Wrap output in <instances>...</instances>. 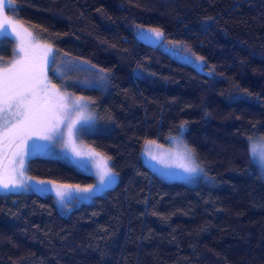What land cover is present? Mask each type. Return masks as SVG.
Listing matches in <instances>:
<instances>
[{
  "label": "trees",
  "instance_id": "obj_1",
  "mask_svg": "<svg viewBox=\"0 0 264 264\" xmlns=\"http://www.w3.org/2000/svg\"><path fill=\"white\" fill-rule=\"evenodd\" d=\"M12 5L5 14L56 52L107 72L64 89L91 102L99 127L79 138L109 159L116 181L65 210L50 193L1 192L0 264H264V173L250 152L264 140V0ZM149 29L163 33L158 43L138 37ZM176 46L203 68L178 59ZM14 49L3 38L0 59ZM180 135L206 178L168 180L141 160L146 141ZM26 169L62 184L96 181L63 157L34 155Z\"/></svg>",
  "mask_w": 264,
  "mask_h": 264
},
{
  "label": "snow or ice",
  "instance_id": "obj_2",
  "mask_svg": "<svg viewBox=\"0 0 264 264\" xmlns=\"http://www.w3.org/2000/svg\"><path fill=\"white\" fill-rule=\"evenodd\" d=\"M8 9L15 13L18 11L12 0H0V37L7 39L15 33L18 39L16 59L11 63L0 62V144L5 148L3 154L4 163L0 165V190H34L38 192L50 191L43 187H33L26 183L31 177L25 174V157L30 150L40 145L37 140L63 142L64 133L60 131L64 124L69 105L77 109V115L82 118L84 104L82 98H71L61 92L48 77V68L54 75H60L56 66L57 56L51 45L43 44L26 27L19 23V19H11L5 14ZM157 38L163 33L156 29H149ZM140 39H147L143 31L138 32ZM62 79V76H61ZM90 119V118H89ZM68 131V144L73 154L82 160L87 158L93 161L98 169L100 184L106 186L114 183L112 169L108 162L99 153L88 149L82 152L72 142V123L64 125ZM83 129H80L82 131ZM184 126H180V134L183 135ZM29 141H32L29 144ZM151 143V142H149ZM253 155L259 152L264 159V141L251 144ZM182 160L191 161L190 150L182 154ZM179 167L187 173H202L203 169L192 163L180 162ZM37 185L52 184V181H36ZM56 196L64 202L72 193L92 194L96 185L80 187L79 185H53ZM78 201V197H73Z\"/></svg>",
  "mask_w": 264,
  "mask_h": 264
},
{
  "label": "rangeland",
  "instance_id": "obj_3",
  "mask_svg": "<svg viewBox=\"0 0 264 264\" xmlns=\"http://www.w3.org/2000/svg\"><path fill=\"white\" fill-rule=\"evenodd\" d=\"M10 18L13 20H16L12 17ZM26 28L30 32H32L28 27ZM143 32L144 34L148 35L149 38H151L155 43H158L162 38V37L157 38L154 32H149L148 30L143 31ZM8 38L12 39L15 43L13 57L10 58L9 60L10 61L9 63H11L17 58L15 54L17 52L18 39L16 38L15 33H13ZM2 39L3 38L0 37V42ZM39 41L43 44H46L42 42L40 39ZM52 49H53L54 54L57 56L56 66L59 69L60 75H54L51 70V67H49L47 70L49 79L56 86L57 89H59L61 92L66 93L69 97L82 98V103L84 104V110H83L82 118H81L80 116L77 115V109L69 105L67 109V114L64 118V124L60 128V131L64 133L62 143L56 142L55 140L54 141H44V140L35 141V143L40 145V147H37L34 150H30L29 155L25 157V166H24L25 174L26 176L30 177L27 174L26 167H27V162L34 155H42V156L47 155L50 157L56 156V157L67 158V160L70 161L75 167L76 166L79 167L81 170L85 171L86 173H91L96 178V181L93 184V185H96V188H94V191L92 194L79 193V195L86 194V196H89L87 200H83V201H89L92 199L94 195L110 188V186L115 183L116 176H114V183H111L110 186H106V185L108 184L109 180L112 178H106L105 185H101L100 176L97 174L98 169L95 167V164L93 163V161L87 158L82 160L80 157L75 156L73 152L71 151V148L69 147V144L67 143L69 140L68 131L64 125H67L68 123H72L74 125V128H73L74 134L71 138L72 142L75 144L78 150L82 152H86L88 149H91V148L83 144L79 136L80 137L82 136V133H81L82 131L84 133L88 130H94V131L97 130V128L99 127V123L97 122V113L93 110L91 106V102L88 101L85 97H80V96H77L76 94H72L71 91L64 89V86L71 84L73 82H76L83 87L84 86L88 87V86H91V84H94V82L95 83L96 82L101 83V81L105 82L107 79L106 78L107 72L106 71L104 72L103 70L99 68L92 67L85 62L82 63L80 61H76L73 59L70 60L66 58L65 56H63L61 53L59 54L58 52H56L54 48ZM170 52L174 54L178 59L183 60L187 62L188 64H194L198 68H203L204 63H202V60L188 53L187 50L183 48L182 46L180 47L176 46V48L171 47ZM0 62H4V61L0 59ZM61 76H62V79H61ZM80 129H83V130L80 131ZM170 141H171L170 145H161L154 141L152 142L146 141L141 150V153H142L141 160L143 161V163L147 164L151 168L152 171H155L156 173L160 174L163 178L165 177L168 180L176 179V180L183 181L185 183L186 182L194 183V182H197L198 179L206 178L207 175H206V172L202 164L197 161L193 151H191L190 148L187 146L185 140H182V136L180 135V136L173 137L172 139H170ZM260 141H264V140L255 139L250 143V152H251L252 158L254 159V162L256 163V165L264 173V159H261L259 152H257L256 155H253L251 151V144L259 143ZM31 143L32 141H29V144ZM188 150H190L192 153V160L191 161L182 160V154ZM5 151L6 150L3 147V145L0 144V165L4 163L3 154L5 153ZM100 156L104 157L107 160L108 166L112 169V167L110 166L109 159L105 155L100 154ZM180 162H185V163L194 162L195 165H198L200 168L203 169V172L202 173H199V172L198 173H187L184 171L183 168L178 166ZM36 181H41V179L31 177V180L26 181V183L32 184L34 188L43 187L46 189H51L50 191H43V192L36 191V192L41 193V194H45V193L52 194L55 197L56 201H58V204L62 210L67 209L71 204L69 202V199L75 197L74 195L78 194V193H72L71 196L67 197L64 202H61L59 200V197L56 196L55 188L53 187V185H70V184H67V183L62 184V183L52 181V184L41 186V185H37ZM44 181H50V180L44 179ZM93 185H89V186H93ZM16 191H21V192L33 191L34 192V190H24V189L16 190ZM1 192L5 193L9 191L0 190V193Z\"/></svg>",
  "mask_w": 264,
  "mask_h": 264
}]
</instances>
